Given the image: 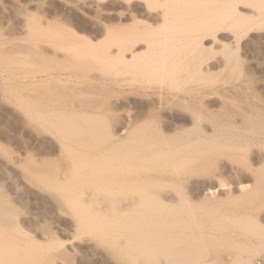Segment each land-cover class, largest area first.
<instances>
[{"label":"rangeland","instance_id":"rangeland-1","mask_svg":"<svg viewBox=\"0 0 264 264\" xmlns=\"http://www.w3.org/2000/svg\"><path fill=\"white\" fill-rule=\"evenodd\" d=\"M221 1L222 0L220 1L215 0V3L225 4V2L226 3L230 2V0L229 1L223 0V2ZM243 1L245 2L244 5L242 2L243 6L241 5V3H238L240 5H236V6L234 5L235 6V9L233 10L234 12L232 11V13L230 14L228 13L221 14L222 17L223 15L224 17L228 16L227 20L225 19L226 21L222 18L226 22L224 24L227 25L226 26L227 29L226 27L223 26L224 32L223 34H221V36H226L229 41L226 39L227 41L224 40V44L223 42L221 43L218 42V44L217 43L212 44L211 48L206 49V53L204 52V54L194 59V64H192L193 63L192 58H189L191 56L187 55L183 57V59L187 57L191 59L192 61L191 60L189 61L190 63L192 62L191 63L192 66H189L190 65L189 63H188L189 65L185 64V60L183 61L184 63L181 64L180 66V62H179L180 60H178L177 63L179 62V64L175 62L176 65L172 63V65L174 66L169 67V65L171 64L168 63L169 65L168 66L165 65L166 68L164 69L163 68L165 67L164 64H167V62L165 61L162 64L163 67H160L161 66L160 63L162 62L158 60L159 59L158 56L154 61L159 62V64L155 62V64L151 65L153 69L150 70V73L148 72V74L147 71L149 70L148 68H145L144 63L142 62L145 61L147 62L148 60L147 59L145 60V58L149 59L151 55L148 54L145 55L146 54L145 53L144 56L146 57L144 58L143 56L142 61L138 59L140 62L138 60L135 62V65L139 64V66L137 65L140 68L139 70L142 69L141 68L142 64L144 65L145 71L144 69L142 70L144 73H146L145 75L142 72V70L140 72L137 69L138 67L135 68L134 63L133 65H131V67L133 66L134 69L130 67L131 69L128 68L129 70L126 71L123 69L121 70V68L123 67H121V64L117 60V58L119 59V57H116L117 54H115L114 51L111 52V50L115 48L114 47L115 45L111 44L110 42H112L114 38L116 40V38L119 37V35L117 36V32L119 31L118 29L121 28L124 29L126 27H129V25H137V26L139 25L138 27H143L146 24V22L143 21L144 19L142 18V16L145 15V13L143 14V12L155 14V12L158 13L159 11H162L161 9H165V8L169 10H174L179 8V6H177L179 4H174L173 2H172L173 4H171L170 1H167L170 3L168 4L167 2L165 3V0L164 1L156 0L155 2L153 1L152 3L151 1L143 0V2L141 1L142 3L140 5L142 7L138 8L140 9V11L141 10L143 11H141L139 15L136 14L138 15V18L134 16L132 17L133 19L132 20L131 15H129L130 18L129 17L127 18L131 20H128L126 22L124 21V19L127 18H125L124 16H127L128 13H126L125 11V13L123 14L122 12H124V10H121L120 7L123 4V2H125L124 0H0V99H1L0 100V164H1L0 166L1 168H4L5 171L7 170L6 171L7 175L10 174L7 177L5 176L6 174L4 175L3 173L5 172L4 169H2L3 172H1L0 170V199H2L0 200V202H3L2 204H4V207L1 203L0 205L3 207V209L5 208L7 211V213L5 211V219L8 218V221L5 220L6 221L5 222L6 224L4 223L5 225H3V223L1 225L0 223L1 225L0 227L3 228V229L0 228V230L1 231L4 230V233L8 235H12V236L14 235L15 236V237L13 236L14 238L19 237V234L17 235V233L21 231L23 236V238L21 239L26 240V242L30 246H33L34 248L37 249H41L40 251H42L43 254L47 252L44 255L52 254L51 252H53L51 248L49 249V246L51 247L50 245L51 243H49L52 241L51 238L54 241L56 240L60 241L57 243H62L60 245L63 247L64 249L63 252L66 253L67 257H64L65 258L64 259L63 257H60L59 254H55L54 256L51 257L52 264H69V263L70 264H142L141 262L145 264V262L146 263L150 262L149 258L144 256L141 257V255H139L138 253H135L134 255L133 251L135 252L134 249L135 247L130 249L128 247H130L131 244H134L135 241L138 244L140 240L141 242H143L144 240H148V241L151 239L156 240V238L158 239V236L159 239H162V236L163 238L164 236H171L169 234H171L173 231L175 233L173 232L172 236H175L174 234L178 235V232H180V234L191 233L194 235L202 234V236H204L203 232L204 233L206 232L209 237L210 236L214 237V235L215 237L220 236V238L218 237V240L221 238L228 240L229 238V240H231L233 243L228 240L229 242H227V244H229V246L227 244L225 246L226 248L225 247L223 248L222 246V249H224V251H227L228 247L231 250H233L234 248V251L232 252L228 251L229 252L228 261L230 260V257L236 256V257H241V259L242 257L244 259L245 257L246 259L248 258V260H246L247 261L246 264H264V184H263L264 183V141H263L264 135L257 134L260 132L257 131L256 125L254 123L248 122L247 124L248 128L246 127V124H241V119L242 121H244L243 118L246 117L248 118L254 117V119L255 116L256 119L257 117L258 119H262L261 117H264V24H258L262 20L261 18H264L262 17V15L264 16V0H254V2H252V0L248 2H246L245 0ZM97 2L100 3L101 5L100 8L99 6L94 7V5ZM215 3L213 2L212 4L216 5ZM187 6L190 7V3H187ZM116 9L119 12H117ZM166 9L165 11H167ZM173 12L176 11L175 10L171 11L170 14H174ZM214 13L217 14L216 11ZM134 18L137 20V22ZM239 18L245 20L244 23L246 22L251 24V25L246 24V26L248 25L250 29H252L248 31L247 34L245 33L246 31H241L242 33L241 34L239 29L234 28L235 26L234 27L232 26L231 23L234 21L233 19L239 20ZM183 20H185V18ZM173 21H175L174 24H172ZM173 21H171L169 25L172 24L171 27L174 30L167 24V26L165 27L166 28L165 36L177 37L176 38L177 42L176 43L170 42L169 44L168 43L165 44V48H168L166 47V45H169L171 47V49L170 50L168 49L169 51L166 50L165 53L172 52L171 51L172 45H174V49L175 47L177 48L182 47L180 44H182L183 47H185V45L188 46L191 41L188 38L197 35L196 34L197 32L185 33L186 31L189 30V27L191 28L190 24L185 25V27L188 26L186 28L188 30L186 31L181 30L184 28V24L187 22L184 21L179 22V20L176 21V19ZM86 22L87 24H85ZM260 23H264V21ZM81 24H84V27L86 26L87 30L86 28H84L85 30H83L82 28L83 25ZM90 24L91 25L99 24L98 26L100 27L103 26L101 28L106 29V34L104 33V35H102L101 37L94 35L93 34L94 30L91 29L93 28L92 27L93 25L91 26ZM255 24L257 25L256 27L253 26ZM89 25L91 28L89 27ZM181 25H183L182 28H180ZM258 25L259 26L263 25L262 26L263 28L261 26L260 28H257L259 27ZM88 27L90 28V30L88 29ZM117 27L118 29H116ZM153 27L149 32L146 31L144 35L145 36L144 38H146V40L148 41L149 39H151L150 41L152 43L155 41V39H158L155 37L158 36L156 34L158 33L156 27L155 26ZM163 27L161 29H163ZM168 27L171 28L170 32H167L169 31ZM161 29H159L158 31L161 32L160 31ZM245 29L246 28H244L243 30ZM175 30L178 31L175 32ZM115 31L117 32L115 33ZM173 31L174 33L172 34ZM177 32L178 34H175ZM183 32L185 33L184 35L182 34ZM161 33H159L160 34L158 36L159 38H162L164 36L163 33L162 34ZM166 33H168V35H166ZM170 33L173 36H171ZM85 38H87L90 43H88L87 39ZM184 38L186 41L185 40L183 41ZM225 41L228 44H226ZM207 42L208 41H206V43ZM165 48L163 50H165ZM37 53L38 55H41L42 58L47 57L48 60L47 59L43 60L41 58L38 59L39 57L35 55L37 57L36 58L34 54ZM63 56L65 60L62 59ZM65 57H67V59L70 57V59L72 60L76 59L84 66H82V64L77 63L75 61L74 62L77 63V65L72 64L70 59L66 61ZM183 59L181 58V63ZM151 60L152 58H150L148 62H150ZM187 61L188 60H186V62ZM67 62H69V64ZM79 64L81 67H79ZM74 65L78 66L79 68L76 69L75 67H73ZM153 66L154 67L157 66L158 69L159 67L163 68V70L162 69H159V71H157L158 69L155 70L158 72L156 74L154 72V69L156 68H154ZM199 66L200 69H202V72L198 73L195 71L196 70L195 68L197 67L198 69ZM201 66L202 67L205 66V69H203ZM148 67L150 68V66ZM206 67L210 71L208 69L206 70ZM122 71H125L127 73H124ZM194 71L196 74L194 73ZM15 75H17L16 77L18 79H15L14 77ZM57 75L61 76V77L59 76L58 78L59 80L56 79L58 77ZM52 76L55 80H53ZM22 77L23 78L26 77L28 78V80L30 79V82L24 83V81H21L23 80ZM32 78L34 81H32ZM47 79H49V81L51 80L52 81L47 82ZM37 80L38 81L41 80L43 84L46 83V86L47 88H49L48 90H50V92L49 91L47 92L45 89V91L47 92L45 93L44 90L42 89L43 94H41L39 92L40 88L38 87L37 89L39 91L34 90L36 88L35 84L38 82ZM56 80H58V82H56ZM66 80L68 82H72L73 84L74 83L78 84L77 87L75 86V88H71L69 85L70 83L67 84L69 85L68 87L66 84L63 85V82L67 83ZM41 81L40 83H42ZM61 81L63 82L61 83ZM100 81L106 84L103 85L102 87L97 88V90L96 89L92 90L94 91V93H90L91 91H88L89 89L88 86L86 91V88L84 87L85 85L84 83H87L86 85H90V82L94 83ZM40 83L38 85L39 87L41 88H43V86L45 87V85L40 86ZM58 84L59 86L61 85V87L64 89V90L60 89V91L61 90L65 91V93L63 92L60 93L59 92L60 87L58 88V86L56 88V91L58 89L57 93L54 92L55 90L54 85L56 86ZM33 85L35 86V88ZM128 85H131L132 87L131 86L128 87ZM65 89L70 93L66 92ZM83 89L85 90L81 91ZM72 90L73 91L76 90L77 92L75 93L76 94L79 93V94L73 95V92L71 94ZM35 91H38L40 94L39 95H37L38 93L35 94L36 93ZM52 92L55 94H53V97L52 94H50L51 97H49V99L51 100L53 99V101L40 98ZM34 94L37 96H35ZM58 94H62L61 99H59L60 95ZM54 95L55 96L58 95V96L54 97ZM22 98L24 99H23V103L21 104L20 102H22ZM29 99L32 101L34 100V102H30ZM54 99L58 100L57 102L61 100L60 103H58L59 105L54 103L55 101ZM87 99H89L90 101ZM25 100L26 101L29 100L27 102L33 104V105L30 104V106H35L34 109L31 107L34 111L28 107L29 105L25 107V103H24L26 102ZM35 101L37 102L40 101V103L38 102L40 105H38V103ZM214 101L217 104L216 103L214 104ZM34 103H36V105H34ZM208 103H213V106H209ZM17 104H19L21 107L24 108H20V106ZM61 104H63V106ZM89 104H91L90 106L94 105L95 107L94 106H93L94 108L90 107ZM41 106L44 107L43 110L45 109V112H42L41 110L40 112L39 109H36L38 107L40 108ZM45 106L49 109L53 107V111L54 112L58 111V114L59 112H64L62 113L64 115L69 114V112L73 113L79 111H85V112L94 111L96 115H98L96 116L98 120L97 122H100L101 124L100 127H98L99 125L96 124V128L99 129L101 128L100 130L102 131L99 130L100 131L99 134H101L102 140L103 141L105 140L104 143L100 144L101 142H103L102 140H100L101 139L100 138L99 139L100 141L98 140V142L100 143L96 144L97 140L94 139V136L91 138V140L92 141L95 140L96 142L95 143L93 142L92 145L88 144L85 141L75 144V142H80V140L74 141L73 139L72 142V139L63 138L57 129H55L54 127L52 129V126L46 124V121L44 122L42 119L41 120L38 119V118H42V117H38V115H40L39 113H41L40 116H43L48 111L53 113L52 109L50 110L47 109L46 112ZM141 111L142 112L144 111L142 115H141L142 113ZM220 111L224 112L223 114L226 115L227 117L223 118L222 113H220ZM33 112H35L38 115H36ZM214 112L216 113L219 112V114H221V118L219 117L218 119L217 114L215 113L216 115H214ZM210 113L213 114L212 117L210 116L211 115ZM257 113H259L260 115ZM136 114L141 115V118H139L140 116L136 117ZM12 116L14 119L12 118ZM228 116L230 117L232 116L231 119ZM174 117H179V118L181 117V118L180 120H178L179 118L174 119ZM182 117L184 118L187 117L185 119L186 120L185 122H183L184 120L182 119ZM215 117H217L218 120L222 119L223 121H225L226 118L227 119L229 118L231 124L236 123V126L239 124L238 128H236L237 131L235 129L233 130L232 128L233 125L230 126L229 129V125L224 124L226 121L223 124L219 123ZM15 120H20V121L22 120L23 121V123H21L22 125L20 124V127H18L19 124L15 123L17 122ZM210 120L212 122H215L214 123L215 125L216 124L217 126L219 125V127H215L214 124H212L214 126L213 127L211 125L212 122ZM222 120L221 122H223ZM20 121L18 122L20 123ZM180 121H182L181 123H183V125L180 123ZM191 121H192V125L194 121L193 126L195 127H192L190 123ZM187 122H189V124ZM179 123L182 125V127H184L183 129L181 126H179L180 128L177 126ZM184 123L185 125L187 123V128L189 131L195 128L196 131L205 133L202 135L208 137L212 136V134L213 135L218 133L230 134L233 132L236 135H239L241 137L245 136V138L246 137L247 138L246 139L239 138L241 139L239 140L237 139V137H233L232 139L231 136H228L229 138L227 136L225 138L224 136L225 139H223V136H219L217 140L215 139L211 140L210 143H208L209 146L208 144L197 145L191 141V143L189 142L190 144L188 143L190 147H188V145L186 144L187 148H189L188 150L186 147L184 149L183 147L182 149H179L180 144L181 146H183L182 143L184 140L182 141V139L180 138H178L177 140H173V138L178 137L177 136L179 135L178 131L187 130L185 129L186 127L184 126ZM136 125L137 127H135ZM165 125H167V127ZM190 125L192 129H190L191 127L189 128ZM103 126H105V128ZM211 126L213 128H211ZM224 126H228V129L226 127L224 128ZM164 127L171 131L167 132L166 131L167 129H165ZM142 128H143L142 131L143 134L141 135L139 133L141 136H139L140 141H138L139 140L137 138L138 134H135L137 133L135 132V130L136 131L138 130V132H140ZM133 129L135 133L134 136L131 135L133 137L132 138L131 136L128 135ZM153 129L155 131L160 129L161 132L159 131L157 132H159L160 135L164 133L162 136L165 137L166 141L160 142L161 139L158 138L159 133L153 132L154 131ZM203 129H206L208 131ZM238 129L240 130L238 131ZM123 130L125 131L123 132ZM126 133L128 134L126 135ZM146 134H148V137ZM96 135L98 136V138L100 137V135L95 134V138L97 137ZM127 136L129 137V139H127L128 138ZM193 136L189 135L188 136L189 138L187 137V139L193 140L194 139ZM148 138L151 139L153 142H151L150 140L149 143ZM119 139L121 140L123 139V140L121 141ZM229 139L231 140L229 141ZM134 140L140 143L137 142L136 144H134L135 142ZM118 141L121 142V144L124 143L125 145L123 144V146H121L122 148H120L121 144ZM142 141H145V143H143ZM180 141L182 143L179 144ZM141 142L143 143V145L149 143L150 145L156 144V146L155 145L151 146L152 148L150 147V149L144 152L141 151L142 149H138V153H137L135 152L137 151L136 145H138V147L139 145L142 146ZM82 143L84 144L82 145ZM118 143L119 146L117 145ZM166 143H167V148L170 149L173 147V146L171 147L172 144L174 146L175 145L177 146L179 144V147L177 148H175L176 146L174 147L176 150L179 149L178 150L180 151L179 155H177L178 154L177 151H175L177 152L175 154L172 153L170 149H167L166 146L164 147L162 146ZM185 143H187V140L184 141V145ZM85 144H86V148L84 149ZM112 145L113 146L117 145L118 148L121 149L122 151L125 149L126 150L123 153L121 152V150L117 148L118 150L117 151L115 150V154L118 155L120 154L119 156L112 155L114 153L112 151L110 153V150H109L110 154H108L107 151L108 149L112 148ZM130 145L136 147V148L133 147L135 152V154H133L134 158L136 157L139 158L140 156L144 158V156L148 155L146 156L145 161L143 160L141 161L142 166L140 162L141 157L140 159L138 158L135 159V160L138 159L140 162L139 163L140 166L143 167V168L140 167V169H138L140 171H138L137 169L135 171V167L137 168L139 165L138 162L136 161L137 162L136 163L134 158L132 157L133 149L131 148L132 146L130 147ZM40 146L42 149L40 148ZM199 146L201 147L206 146V148L208 149L200 148L201 151L203 149L207 151L204 152L203 150V152H200L202 154H199V152L196 151L197 147L199 149ZM66 147L72 150L70 151V149ZM129 147L132 150H130ZM47 148L53 150V153L52 151L49 152ZM165 148L169 150L167 151V153L170 152V154L172 155L173 158L172 157L171 158L173 160L171 161H173L172 163L175 162L174 163L175 165H176V160L178 159L180 160L182 155L187 154L189 150L190 152L196 151V153H198V154H194V156L197 159L195 161H191L192 163L190 162V160H186L183 163L180 161L181 166H179L180 168L177 166L178 168H176L175 171V168L172 167L170 163L171 161L165 162L166 163L165 165L164 159L162 160L163 163H161L162 161L159 162L160 159L158 161L156 160L157 163H155L156 161L154 162L153 160L156 159L157 156H159L158 155L160 153L159 151H161L162 152L161 154H163L164 156V153H166ZM174 148H173V152L175 150ZM209 148H213L214 150L211 149L213 151H210ZM128 149L130 150V152L128 151ZM67 150H69V152ZM183 150H186V152ZM140 151L144 155H142ZM44 152H46L47 155L46 153L44 155ZM126 152L128 154H126ZM149 152H151V154H147ZM87 154L90 157L92 156L93 160L96 159V162L98 161L97 164L100 165V166L98 165L99 168L101 167V169H103V164L105 167H107L105 168V170L103 169L104 171L102 170V172H104L103 173L104 175L101 173L103 176H105L106 171L111 172L110 168L112 166L113 168H115L114 170H117L116 169L117 167L118 171H119V167L120 168L123 167L119 172H123L122 171L123 169L126 171L125 168L127 162L129 163L131 162L130 165L128 166H131L132 164H136V166L133 167L134 166L133 165L130 168L127 167V172H126L127 174H124L123 172L122 176L124 175L128 180H125V177L124 176L122 177L120 175L121 173L119 172L117 175L120 176L113 177V175L116 174V171H114L115 173L112 171L113 172V173L111 172L112 175H110V173L108 172L110 176L107 173L106 176L108 177L112 176V178L117 179L119 182L114 179L113 180L110 178L107 179L108 177L106 178V176L104 178H106L107 180L105 179L103 180V176H101L100 173L96 172V170L99 168L95 167L94 165H93L94 168L91 167V165L93 164L91 163L92 159L90 157L88 158ZM100 154L101 156L99 158ZM173 154H175V156ZM93 155H95V157ZM127 155H129L128 157L130 159L127 157ZM107 156H108V160H106ZM163 156L159 158H163ZM101 157L102 160H100L99 162V160L97 159L98 158L101 159ZM116 157H118L117 158L118 160L116 159ZM147 157H149V161L151 159L155 164H153L152 161L148 162ZM204 157L206 158L212 157V158L211 160L209 159L210 161L205 159L207 162L204 163L205 161ZM27 159L28 162L29 161L31 162L29 163L30 165L28 163H25ZM86 159H89L90 163L84 162L87 161ZM179 160L177 161V163L179 162ZM200 160H202V163L200 162ZM146 161L147 164H145ZM79 162H81V164L86 163V165L87 163H89L86 167L84 166V164L82 166H84L87 169L88 168L90 169L86 171L83 167L81 171L78 170L81 167V164ZM123 162L124 164L126 163L125 166H123L124 164H121ZM186 162L188 163L187 166L185 164ZM151 163L152 165H150ZM160 163L163 165H160V167L158 168ZM167 163H169L170 165ZM31 164H33L34 167ZM196 164L198 165V167H195ZM154 165L157 167H155ZM167 165L172 167L174 171L172 170V168H168ZM40 166H42V168ZM144 166L146 169L144 168ZM151 167H153L154 169L152 168L153 169L152 170ZM33 168H36V170L37 169L38 170L36 171ZM76 168L78 172L80 171L83 172L84 174L80 172L79 173L77 172L76 174ZM95 168L97 169L95 170ZM41 169L42 171H40ZM45 169L48 171L47 172L48 174L54 176V178L57 179V181L59 180L58 181L59 183L54 181L55 179L53 177L49 178L48 176L46 177L45 175H44L45 177H42ZM128 169L131 171H129ZM143 170L145 171L142 172ZM149 170L150 172H148ZM39 171L40 173L38 175L37 173ZM132 171H134V173ZM252 171L255 174H253ZM92 172L93 173L95 172V174L93 175ZM174 173L177 174L178 178H175L176 176ZM86 174H88L89 177ZM156 174L162 175L158 180H154V183L157 185H158L157 183L158 181L159 182L162 181L168 182L169 180L171 181L168 183L164 182V184L161 183L160 186H158L157 188H156L157 185L155 186L153 183V185L155 186V188H152L153 190L146 189L145 186L143 185L145 182H143L142 178L148 176L153 177V175ZM216 174L218 176H216ZM219 174L221 175L219 176ZM60 176L63 177L62 180ZM131 176H133L132 178L133 180L130 179ZM134 177L136 178V180ZM243 177L246 178L244 179ZM215 178L217 179L221 178L222 183L224 180L223 184H225V188L227 185H230L227 187L228 189L224 188V190H221L220 188V190L218 191L219 189L218 184L219 183L221 184V182H219L218 184L216 183L214 186V182H216ZM120 179L123 180V183H125V185H123ZM219 179L218 181L221 180ZM46 180L48 181V183ZM129 180L131 182L134 181L135 182L131 184V182H128ZM139 180L142 181L139 182ZM211 180H214V182H211ZM183 181L184 182L187 181L185 183L186 185H183L184 183ZM50 182L52 183L50 184ZM201 182H203V185H205L206 182V185L208 186L209 184V187L205 186L204 188ZM245 182H247V185L249 183L250 186L243 184ZM54 183L57 186L54 185ZM128 183H130L131 186L130 184L128 186ZM195 183L196 184L200 183V184L196 185ZM240 183L242 184V186L240 185ZM58 184H61L60 187L66 186L67 189L63 187L61 189H58L59 188ZM120 184H122V186H120ZM188 184L191 187L192 185L193 187H195L194 185H196V187L197 188L199 187V189L197 190V188L195 187L196 190L195 189L192 190L193 187L191 188ZM211 185L214 186V188L213 187L211 188ZM216 185L218 186L216 187ZM240 186L242 187V189L239 188ZM243 186L245 188H243ZM187 187L190 189H187ZM131 188L133 190L134 188L136 190L141 188V191L144 190L143 193L149 194L150 197L152 195H155L153 196L155 197V199L154 198L153 199L156 200V203L153 199L151 200L150 197L145 198L144 196H142L145 198L142 199L144 201L147 200L148 203L151 200L153 206L152 204H148V205L146 204L147 205V206L145 205L146 207L141 206L140 204L142 203V201L140 200L141 201L140 204L137 202L138 205H136L135 203L136 207L140 205L138 207L139 209L136 208L135 205L133 204L134 202L131 201V199H134V201L139 200L141 199L140 196L143 195V193L140 194L139 190L135 193L134 192L132 193ZM207 188L217 189V191L220 193L217 192L218 193V194L216 193L217 196L216 194H214L205 197L204 192L206 191ZM201 189L205 191L204 192L200 191ZM146 190L147 192H145ZM188 190H192V192L193 191L196 192L192 193L191 191L188 192ZM197 191L199 192V194ZM70 192L71 194H69ZM244 192L246 193V195L249 192L248 194H250V196L247 195L248 197H246L244 195L245 194ZM195 193H197V195L199 196L194 195ZM205 193H207V191ZM136 194H140L139 198ZM159 194L160 196L162 194V196H165L166 199L168 198L170 200L171 198L174 200L176 197V199L179 200L177 201L178 204H174L176 202L175 200L173 203L169 200H165V198L163 200V197L162 198L159 197ZM163 194H166L168 196L170 194L171 195L170 197H166V195ZM172 195H174L175 197H173ZM190 195L192 196L190 197ZM202 195H204V197ZM70 196H72V199L74 198V200L77 199L78 200L77 202L82 203V204L79 203L77 204L81 205V207L84 206L83 207L84 209H81L79 208L80 206H78L75 208L74 211L75 205L74 206L72 205L74 203H71V206H73V208L70 206V204H68L70 202L69 201V199L71 198ZM65 198H67L69 202ZM204 199L205 201H203ZM213 199L216 201H214ZM161 200L163 201V204ZM206 200H212V202L210 201L206 202ZM144 201H143V205H144ZM130 202L133 203L129 204ZM128 204L130 205V207ZM162 205H166L168 211L170 210L169 213L171 212L172 217L170 216L171 214L169 213L168 216H166V213L168 212L167 208L164 207L166 208L164 209ZM176 207L178 212H176ZM77 208L84 210L83 212L81 211L82 214L81 213L78 214L79 212L76 213ZM143 208L146 209L144 210ZM169 208H173V209L171 210ZM148 209H149V213H148ZM159 210L161 212H159ZM193 210L195 211L194 213H196L193 214L195 215L194 217L196 218L193 217L195 222L192 221V223L194 224L191 223L192 224L191 225L189 224L190 220L188 221V219L191 220L193 219L192 218L193 215L191 214V212L193 213ZM130 211L132 212L134 211V212L132 213ZM153 213L154 215L161 213L162 214L158 215L157 217L156 216L153 217ZM149 214L150 216H148ZM198 214L201 215V216L199 215L200 219L198 218V216H196ZM174 215L176 216V218H174L175 217ZM151 216L153 218H151ZM134 217H136L137 221H135ZM159 217L161 218L159 219ZM129 218L131 222L129 221ZM162 218L163 219L166 218V219L163 220ZM171 218H174V221ZM184 219H186L187 222L184 221ZM143 220H145L146 223L149 222L148 228L146 226V223L142 222ZM158 220L161 221L160 225L158 224L159 223ZM100 221H102L103 224L99 223ZM139 221L142 223H139ZM182 221L185 222V224ZM165 223L166 224L169 223V224L166 225ZM186 223H188L189 225L187 224V226H185ZM130 225L131 227H129ZM215 225L216 226L219 225L218 230L215 227ZM144 226H146V228H144ZM212 226H214L215 228ZM221 226L223 227L220 230ZM243 226L244 229H242ZM195 227H197L198 231L201 232L198 233L196 230L197 228ZM131 229H135V230L131 231ZM160 229L163 230L164 232L161 231ZM127 230L129 231L128 233ZM145 230L146 231L148 230V232L153 231L154 234L153 233H152L153 235L143 234L145 233L144 232ZM169 230L171 233L169 232ZM215 230L217 231V233L215 232ZM255 231H257L259 234ZM137 233L138 234L142 233V234L138 235ZM161 233H165V234L169 233V234L163 235ZM210 233H213L214 235L213 234L211 235ZM50 234L51 235L53 234L52 235L53 237ZM255 234L258 235L254 236ZM131 235L132 237H134L135 235L137 236L131 238L130 237ZM154 235L155 237H153ZM115 238H117V240H115ZM124 239H126L125 240L126 243L124 242L117 243L119 240L124 241ZM235 242L237 243V245L234 244ZM18 244L22 245V242L20 241ZM126 244L129 245L127 246ZM223 244L225 245L224 242ZM233 244L235 245V247ZM121 245L124 248H122ZM61 246L59 250L62 251L63 249L61 248ZM236 247L239 250H235ZM253 247L255 248V250H251L253 249ZM244 249H246L247 253L246 251H244ZM125 250L129 252L128 253L129 257L128 256L126 257L127 252ZM249 251H250L249 253L250 255L248 254ZM245 253L248 255H246ZM130 255L134 256L135 259H130ZM136 255H139L140 257ZM155 259L157 261H154V264L155 263L162 264V262L160 263V259L161 261L163 260L161 256H156Z\"/></svg>","mask_w":264,"mask_h":264},{"label":"bare ground","instance_id":"bare-ground-1","mask_svg":"<svg viewBox=\"0 0 264 264\" xmlns=\"http://www.w3.org/2000/svg\"><path fill=\"white\" fill-rule=\"evenodd\" d=\"M125 2H123V4L120 6L121 7V10H124V12H122L123 14L125 13V11H126V13H128L127 14V16H124L125 18H127V17H129L130 18V16L129 15H131V19H132V17H136V18H138V15H139V13L141 12V11H143V10H141L140 11V9H138L139 7L141 8L142 6H140L141 5V3L143 2V0H124ZM142 1V2H141ZM147 1H151V3L154 1H156V0H147ZM164 1V0H163ZM167 1H170L171 2V4H179V5H177V6H179V8L178 9H174L176 12H173L174 14H170L171 13V11H174V10H169V9H166L167 11H165V9H161L162 11H159L158 13L157 12H155V14H150V13H146V12H143V14L145 13V15L144 16H142V18L144 19H142L143 21H145L146 22V24L143 26V27H138L137 25H129V27H126V28H121V29H118V27L116 28V29H118L119 31L117 32V31H115V33L117 32V36L119 35V37H117L116 38V40H115V38L113 39V40H115V41H113L112 40V42H110L111 44H114L115 46V48L113 49V50H111V52H113L114 51V53L115 54H117V56L116 57H119V59L117 58V60H118V62L121 64V67H123V68H121V70L123 69V70H129V69H131V68H133V66L131 67V65H133V63H134V65H135V62L139 59V60H143V56H144V54L145 55H151V57H149V59L148 58H145L146 56H144V58H145V60L147 59L148 61L150 60V58H152V60L150 61V62H142V63H144V65H145V68H148V70L149 71H147V74H148V72L150 73V70H152L153 68L151 67V65H153V64H155V62L156 61H154L158 56H159V61L160 62H162V63H160V67H163L162 66V64L166 61L167 62V64H164V66L166 65V66H168L169 64H171V65H169V67L171 66H174V65H176V63H177V61L178 60H180L179 62H180V66H181V64H183L184 62V60H185V64H188L189 66H192V64H194V59L196 58V57H198V56H200V55H202V54H204V52L206 53V49H208V48H211L212 47V44H215V43H217L218 44V42L219 43H221V42H223V44H224V40H226L227 39V37L226 36H221V34H223V30H224V27H226L227 25L226 24H224V23H226L225 21L227 20V17L228 16H225L224 17V15H223V17L221 16V14H226V13H228V14H230V13H232V11L235 9V6L236 5H240V4H238V3H241V5H242V2H243V5L245 4V2L243 1V0H230V2H228V3H226L225 1V4L224 3H220V4H216L215 3V0L213 1V0H165V3L167 2ZM216 4V5H213L212 3L213 2ZM218 1H220V0H218ZM229 1V0H228ZM246 2H248V1H250V0H245ZM158 2V1H157ZM173 2V3H172ZM221 2H223V0L221 1ZM252 2H254V0H252ZM168 4H170L169 2H167ZM187 3H190V7H188L187 6ZM191 4H193V5H191ZM235 5V6H234ZM242 5V6H243ZM97 6H99V8L101 7V5H100V3L99 2H97L95 5H94V7H97ZM191 6H193V7H191ZM241 6V7H242ZM103 7V6H102ZM173 7V6H172ZM171 8V7H170ZM193 8V9H192ZM238 8V7H237ZM102 9V8H101ZM104 9H105V7H104ZM172 9V8H171ZM168 10H169V12H168ZM178 10V11H177ZM217 12V14L216 13H214L215 11ZM116 11H117V9H116ZM117 12H119V11H117ZM223 12H225V13H223ZM234 12V11H233ZM136 14H138V15H136ZM213 14H215V15H213ZM262 14V13H261ZM253 15V14H252ZM216 16H217V18H216ZM259 16H261V15H259ZM262 17H264L263 15H262ZM129 18H127V19H124V21H128V20H131V19H129ZM185 18V20H183ZM225 20H223V19ZM242 18V17H241ZM241 18H239V20H237V19H233L234 21L231 23L232 24V26L234 27V28H237V29H239V31H240V33H241V31H246L245 33L247 34V32L248 31H250V30H252V29H250V27L247 25L246 26V24H250V23H244V21L245 20H243V19H241ZM259 18V17H258ZM119 19V18H118ZM135 19V18H134ZM176 19V21H178L179 20V22H181V21H184V22H187V23H185L184 24V28L183 29H181V30H184V31H186V30H188V29H186L187 27H185V25L186 24H190L191 25V28L189 27V30L188 31H186L185 33H189V32H197L196 34V36H193V37H190V38H188V39H190L191 41H190V43H189V41H188V43H189V45L188 46H186L185 45V47H183V45L182 44H180L182 47H179V48H177V47H175V49H174V45H172V52H168V53H165V51L166 50H170L171 49V47L169 46V45H166V47H168V48H165V44H169L170 42L171 43H173V42H177L176 41V38L177 37H168V36H165V30H166V26H167V24L169 25V23H171V21H173V20H175ZM241 19V20H240ZM257 19V18H256ZM262 20L260 21V22H263L264 21V18H261ZM117 20V19H116ZM133 20V19H132ZM136 20V19H135ZM120 21V20H119ZM122 21V20H121ZM258 21V22H259ZM117 22V21H116ZM133 22V21H132ZM136 22H137V20H136ZM174 22L175 21H173V23L172 24H174ZM229 22H231V21H229ZM228 22V23H229ZM247 22H248V20H247ZM258 23V24H264V23ZM143 23V22H142ZM177 23V22H176ZM85 24H87V22L85 23ZM172 24H170L169 26L171 27V25ZM181 24V23H180ZM230 24V25H231ZM253 24V23H252ZM257 24V23H256ZM253 25V26H257V25ZM81 25H83L82 26V28H83V30H85L84 28H86V26L84 27V24H81ZM91 25V24H90ZM90 25H89V27H90ZM93 25V26H92ZM91 26L93 27V28H91V29H93L94 30V35H97L98 37H101L102 35H104V33L106 34V29L104 30L103 28H101V27H103V26H98L99 24H92ZM140 25H143V24H140ZM160 26V28H159V26ZM178 25V24H177ZM251 25V24H250ZM153 26H155L156 27V30H157V32L158 33H156L158 36L160 35L159 33H163V35H161V36H163L162 38H159L158 36H155L156 38H158V39H155V41L152 43L150 40L151 39H149V41H150V43H149V41L148 40H146V38H144L145 36V33H146V31L147 32H149L150 30H151V28L153 27ZM158 26V27H157ZM163 27V29H161L162 27ZM174 26V25H173ZM179 26V25H178ZM224 26V27H223ZM259 26V25H258ZM261 26V25H260ZM260 26L259 27H257V28H260ZM263 26V25H262ZM261 26V27H262ZM88 27V29L90 30V28ZM170 27H168V29H169V31H167V32H170V30H171V28ZM183 27V25H181V27L180 28H182ZM154 28V27H153ZM244 28H246L245 30H243ZM253 28V27H252ZM263 28V27H262ZM155 29V28H154ZM153 29V30H154ZM159 29H161L160 31L161 32H159L158 30ZM167 29V30H168ZM173 29V28H172ZM175 29H176V27H175ZM178 29V28H177ZM226 29H227V27H226ZM256 29V28H255ZM86 30H87V28H86ZM88 30V31H89ZM92 30V31H93ZM174 30V29H173ZM236 30V29H235ZM164 31V32H163ZM176 31H178V30H175V32ZM238 31V32H239ZM237 32V33H238ZM92 33V32H91ZM161 33V34H162ZM174 33V31L172 32V34ZM184 32L182 33L183 35L185 34ZM244 33V34H245ZM155 34V35H156ZM171 34V33H170ZM171 34V36H173ZM175 34H178V32L177 33H175ZM181 34V35H182ZM194 34V33H193ZM242 34V33H241ZM65 35V34H64ZM166 35H168V33H166ZM42 36V35H41ZM147 36V35H146ZM181 37V36H180ZM188 37H189V35H188ZM65 38V37H64ZM68 38V37H67ZM85 39H87V38H85ZM180 39V38H179ZM178 39V40H179ZM186 39H187V37H186ZM73 40V39H72ZM99 40V39H98ZM154 40V39H153ZM185 40V38L183 39V41ZM228 40V39H227ZM226 40V41H227ZM231 40V39H230ZM186 41V40H185ZM206 41H208L207 43H206ZM225 41V42H226ZM229 41V40H228ZM87 42L88 43H90L89 41H88V39H87ZM205 42V43H204ZM91 43H92V41H91ZM174 43V44H175ZM179 43V42H178ZM226 44H228L227 42H226ZM164 47L165 48V50H163L164 48H162V47ZM176 46V45H175ZM222 46V45H221ZM223 46H226V45H223ZM93 48V47H92ZM107 48V47H106ZM177 48V49H176ZM87 50H89V49H87ZM168 50V51H169ZM34 52H36V51H34ZM91 52V51H90ZM143 52V53H142ZM30 53V52H29ZM86 53V52H85ZM84 53V54H85ZM31 54V53H30ZM38 56L39 58L38 59H43V60H45V59H47L48 60V58L46 57V58H42V56L41 55H38V53L37 54H34V56ZM87 55V54H86ZM187 55H189V56H191V57H189V58H192V60L191 59H189L188 57L187 58H185V59H183V57H185V56H187ZM35 56V57H36ZM154 56H155V58H154ZM32 58H34V57H32ZM37 58V57H36ZM36 58H35V60H36ZM66 58V61H68V59H70V57L67 59V57H65ZM71 58H73V57H71ZM141 58V59H140ZM181 58L183 59L182 60V63H181ZM62 59L63 60H65L64 59V56L62 57ZM79 59H81V58H79ZM46 60V61H47ZM138 60V61H139ZM157 60V61H158ZM170 60V61H169ZM186 60H188L187 62H186ZM189 60H191L192 62V64L190 63V61ZM70 61H71V63L72 64H76L77 65V63H80L78 60H76V59H70ZM77 62V63H75V62ZM87 61V60H86ZM85 61V62H86ZM74 62V63H73ZM140 62V61H139ZM138 62V63H139ZM154 62V63H153ZM176 62V63H175ZM179 62L177 63V64H179ZM68 64H69V62H67ZM119 63H118V65H119ZM147 63H149V64H146ZM156 63H158L159 64V62H156ZM169 63V64H168ZM172 63L174 64V65H172ZM202 63V62H201ZM208 63V62H207ZM71 64V65H72ZM80 64H82V63H80ZM80 64H79V67H81L80 66ZM228 64V63H227ZM230 64V63H229ZM76 65H74L73 67H75L76 69L77 68H79L78 66H76ZM138 66H139V64H137ZM137 65H135V68L136 67H138ZM141 65V64H140ZM144 65L142 64V69H144ZM82 66H84L83 64H82ZM148 66H150V68L148 67ZM166 66L165 67H163L164 69L166 68ZM179 66V65H178ZM179 66V67H180ZM208 66V65H207ZM227 66V65H226ZM225 66V67H226ZM72 67V68H73ZM120 67V66H119ZM131 67V68H130ZM154 67V66H153ZM159 67V69H162L163 70V68H160ZM176 67V66H175ZM202 67V66H201ZM129 68V69H128ZM154 68H156V69H154V72L157 74L158 72L157 71H159V69H158V67L156 66V67H154ZM182 68V67H181ZM180 68V69H181ZM203 69H205V66L204 67H202ZM210 68V67H209ZM120 69V68H119ZM134 69V68H133ZM138 70L140 69L139 67L137 68ZM141 69V70H142ZM158 69V70H157ZM173 69H175V68H173ZM179 69V70H180ZM196 69V70H195ZM194 70L196 71V72H202V69H200V66L198 67V69H197V67L195 68ZM208 68L206 67V70H207ZM141 70H139L140 72H141ZM147 70V69H146ZM155 70H157V71H155ZM209 70V69H208ZM232 70V69H231ZM125 71H122V72H124V73H127V72H125ZM138 71V72H139ZM144 71H145V69H144ZM195 71H194V73H195ZM210 71V70H209ZM119 72H120V70H119ZM142 72H143V70H142ZM208 72V71H207ZM144 73V72H143ZM143 73H141V74H143ZM151 73H153V72H151ZM155 73H153V74H155ZM145 75H146V73H144ZM176 74V73H175ZM188 74V73H187ZM196 74V73H195ZM204 74V73H203ZM194 75V74H193ZM12 76H13V74H12ZM17 75H15L14 77H15V79H18L17 77H16ZM49 76V75H48ZM56 76V75H55ZM58 76V75H57ZM60 76V75H59ZM59 76L56 78V79H58L59 78ZM173 76V75H172ZM61 77V76H60ZM171 77V76H170ZM184 77V76H183ZM185 77H187V76H185ZM34 78V77H33ZM33 78H32V81H34L33 80ZM45 78H47V77H45ZM49 78V77H48ZM52 78H53V76H52ZM52 78H50V79H52ZM14 79V78H13ZM14 79V80H15ZM22 79L23 80H21V81H24V83H28V82H30V79L28 80V78H26V77H22ZM37 79V78H36ZM40 79H42V78H40ZM67 79V78H66ZM46 80V79H45ZM53 80H55L54 78H53ZM59 80V79H58ZM58 80H56V82H58ZM31 81V82H32ZM38 81V80H37ZM40 81L41 80H39L38 82L40 83ZM52 81V80H51ZM51 81H49V79H47V82H51ZM67 81V80H66ZM37 82V83H38ZM42 82V81H41ZM46 82V81H45ZM60 82V81H59ZM63 81H61V83H62ZM37 83L35 84L36 85V88H35V86H34V90H38L37 89V87L38 88H40V93L41 94H43V90H44V92L45 93H47L48 91L50 92V90H48L49 88H47V86H46V83L45 84H43V82L42 83H40V86H42V85H45V87L43 86V88H41V87H39L38 85H39V83H38V85H37ZM53 83V82H52ZM70 83V84H69ZM72 82H68L67 81V83H64L63 82V85L64 84H69L70 85V87L71 88H75V86L77 87V85L78 84H76V83H72ZM32 84V83H31ZM30 84V85H31ZM34 84V83H33ZM56 84V83H55ZM85 85H84V87L86 88V91H87V86L89 87V89H91V90H89L88 89V91H91L90 93H94V91H92V90H94V89H96L97 90V88H99V87H102L103 85H105L104 84V82H102V81H100V82H90V85H86L87 83H84ZM27 85V84H26ZM29 85V84H28ZM50 85H51V83H50ZM65 85V86H66ZM69 85H67V87L69 86ZM80 85V84H79ZM24 86V85H23ZM57 86H58V88H59V92L60 93H65V91H60V89H63L62 87H61V85L59 86V84L58 85H54V92L55 93H57V91H58V89H57V91H56V88H57ZM74 86V87H73ZM120 86V85H119ZM118 86V87H119ZM131 85H128V87H130ZM132 87V86H131ZM109 88V87H108ZM123 88V87H122ZM43 89V90H42ZM45 89H46V91H45ZM79 89V88H78ZM64 90V89H63ZM66 90V89H65ZM80 90V89H79ZM85 89H83V90H81V91H84ZM38 91H35L36 93L35 94H37V95H39L40 93L38 92ZM66 92H68V93H70L69 91H67L66 90ZM72 92H73V95L74 94H76L75 92H77L76 90H72L71 91V94H72ZM79 92V91H78ZM44 93V94H45ZM55 93H49V94H47L46 96H48V97H46V96H42V97H40V98H43V99H47V100H51V99H49V97H51L50 96V94H52V97H53V94H55ZM84 93V92H83ZM87 93V92H86ZM34 94V95H35ZM67 94V93H66ZM77 94H79V93H77ZM76 94V95H77ZM30 95V94H29ZM37 95H35V96H37ZM58 95H60V98L59 99H61V95L62 94H58ZM58 95H54V97H57ZM65 97V96H64ZM73 97V96H72ZM94 97V96H93ZM21 98V97H20ZM19 98V99H20ZM78 98V97H77ZM81 98V97H80ZM23 99L24 98H22V102H20L21 104L23 103ZM71 99V98H70ZM1 100V99H0ZM30 100V99H29ZM29 100H27V101H29ZM45 100H43V101H45ZM55 100V99H54ZM78 100V99H77ZM87 100H89V99H87ZM26 101V100H25ZM26 101V102H27ZM51 101H53V99L51 100ZM56 101V102H55ZM54 101V103H56V104H58V103H60V101L61 100H59V102H57L58 100H55ZM90 101V100H89ZM26 102H24L25 103V107H27L28 105V107L30 108V109H34L35 108V106H30V104L31 105H33L32 103H26ZM30 102H34V100L32 101V100H30ZM35 102H37V101H35ZM39 103H40V101H38ZM37 102V103H38ZM38 103V105H40ZM49 103V102H48ZM76 103V102H75ZM91 103V102H90ZM205 103V102H204ZM207 103V102H206ZM216 102L214 101V104H215ZM46 104V103H45ZM44 104V105H45ZM56 104H54V105H56ZM209 104V106H213V103H208ZM207 104V105H208ZM212 104V105H211ZM217 104V103H216ZM17 105H19V104H17ZM34 105H36V103H34ZM43 105V106H44ZM59 105V104H58ZM62 106H63V104H61ZM91 104H89V106H90ZM98 105V104H97ZM144 105V104H143ZM20 106V105H19ZM61 106V107H62ZM87 106H88V104H87ZM86 106V107H87ZM94 106V105H93ZM93 106H90V107H93ZM147 106V105H146ZM32 107V108H31ZM42 107V106H41ZM41 107L39 108H36V109H39V111L41 110L42 112H45V109L43 110V108L44 107H42V109H41ZM46 107V106H45ZM75 107V106H74ZM84 107H85V105H84ZM95 107V106H94ZM93 107V108H94ZM145 107V106H144ZM20 108H24V107H21L20 106ZM146 108V107H145ZM32 109V110H33ZM35 109V110H36ZM47 109L48 110H50V109H52V112L53 113H55V114H53V113H51L50 111H48L47 112ZM47 108L46 107V112L47 113H45L44 115H43V113H42V115L43 116H40L41 115V113H39L40 115H38V114H36L35 112H33V113H35L36 115H38V117H42V118H38V119H42L44 122L46 121V124H48V125H51L52 126V129H53V127L55 128V129H57L58 130V132H60V134L62 135V137L63 138H68V139H72V142H73V139H74V141L75 140H80V142H75V144H77V143H81V142H83V141H85V142H87L88 144H91L92 145V143L94 142H96L95 140H97V143L96 144H98V143H100V142H98V140L100 139V140H102V136H101V134H99L100 133V131H102V130H100L99 128H96V124L97 125H99L98 127H100V122H97L98 120H97V118H96V116H98V115H96V113L93 111V112H85V111H79V112H73V113H70L69 112V114H62V113H64V112H59V114H58V111L56 112H54L53 111V107H51V108ZM34 111V110H33ZM40 111V112H41ZM72 112V111H71ZM142 112V111H141ZM144 112V111H143ZM143 112L141 113V115L143 114ZM153 112V111H152ZM57 113V114H56ZM61 113V114H60ZM216 112H214V115H216L217 114V116H218V119H219V117L221 118V114H219V112L218 113H216ZM220 113H222V117L224 118V117H227L226 115H224L223 113L224 112H221L220 111ZM34 114V115H35ZM146 114V113H145ZM211 114V113H210ZM220 116H219V115ZM226 114V113H225ZM257 114H259V113H257ZM256 114V115H257ZM141 115H137L136 114V117L138 116H140L139 118H141ZM212 115L213 114H211L210 116L212 117ZM228 115V114H227ZM260 115V114H259ZM179 116V115H178ZM192 116V115H191ZM241 116V115H240ZM249 116V115H248ZM250 116H252V115H250ZM37 117V116H36ZM35 117V118H36ZM230 119H231V117L230 116H228ZM12 118H13V116H12ZM175 118H179V117H174V119ZM181 118V117H180ZM180 118L178 119V120H180ZM187 118V117H186ZM186 118H184V117H182V119L184 120H182L183 122H185L186 120ZM216 118V120L219 122V123H224L225 121L227 122H225L224 124H227V125H229V129H230V126H232L233 125V130L235 129L236 131H237V129L236 128H238V125L236 126V123H232L231 124V122H230V119L228 118H226V120L225 121H223L222 119V121L223 122H221V120H218L217 119V117H215ZM262 119H258V117H257V119H256V116H255V119H254V117H246V118H243L244 119V121H242V119H241V124H246V127H247V124H248V122H250V123H254L255 125H256V129H257V131H259L260 133H257V134H263L264 135V120H263V118L264 117H261ZM4 119V118H3ZM14 119V118H13ZM138 119V118H137ZM212 119V118H211ZM213 119H214V117H213ZM134 120V119H133ZM173 120V119H172ZM215 120V121H216ZM15 121H17V122H15ZM14 122L15 123H18L19 125H18V127H20V124L21 123H23V121L21 120H15ZM18 121H20V123L18 122ZM177 121V120H176ZM182 121H180V123L182 122ZM211 121V120H210ZM8 122V121H7ZM173 122H175V121H173ZM178 122V121H177ZM212 122V121H211ZM243 122V123H242ZM15 123H14V126H15ZM39 123V122H38ZM42 123V122H41ZM40 123V124H41ZM140 123V122H139ZM178 124L177 126L179 127V126H181L182 127V125H183V123H181V124ZM188 124H189V122H187ZM187 123H186V125H185V123H184V126L186 127L185 129H187V130H180V131H178V134L179 135H177L178 137H176V138H173V140H177L178 138H180V139H182V141L184 140H187V143H185V145H184V141H183V143L180 141L179 142V144L180 143H182L183 144V146H181V144H180V148L179 149H182V147H183V149L186 147L187 148V145H188V143L190 142L191 143V141L192 142H194L195 144H197V145H202V144H208V143H210V141L211 140H213V139H215V140H217V138H219V136H223V139H225L226 138V136L228 137V136H231L232 137V139H233V137H237V139H239V138H242V139H246L245 138V136L244 137H241V136H239V135H236V134H234L233 132L232 133H230V134H227V133H224V134H215V135H213L212 134V136H210V137H208V136H205V135H202V134H205V133H201L200 131H196L195 130V128H193L192 129V127H195V126H193L194 125V121H193V125H192V121L190 122L191 123V125H192V127H191V125L189 126V128L190 129H192L191 131H189L188 130V128H187ZM215 122H212L211 123V125L212 124H214ZM26 124H28V123H26ZM43 124V123H42ZM137 124V123H136ZM235 124V125H234ZM22 125V124H21ZM103 125H104V123H103ZM17 126V125H16ZM138 126H139V124H138ZM166 127H167V125H165ZM172 126V125H171ZM213 126V125H212ZM211 126V128H213L214 126L215 127H219V125L217 126V124L215 125L214 124V126L212 127ZM236 126V127H235ZM104 128H105V126H103ZM134 127V126H133ZM135 127H137V125L135 126ZM134 127V128H135ZM175 127H176V125H175ZM177 127V128H178ZM222 127H223V125H222ZM227 128L228 129V126H224V128ZM235 127V128H234ZM253 127V126H252ZM255 127V126H254ZM9 128V127H8ZM14 128V127H13ZM17 128V127H16ZM15 128V129H16ZM129 128V127H128ZM165 128V127H164ZM171 128H173V127H171ZM180 128V127H179ZM184 127H182V129H183ZM242 128V127H241ZM248 128V127H247ZM18 129V128H17ZM103 129V128H102ZM130 129V128H129ZM137 129V128H136ZM165 129H167V128H165ZM164 129V130H165ZM176 129V128H175ZM196 129H198V128H196ZM200 129V128H199ZM202 129V128H201ZM245 129V128H244ZM100 130V131H99ZM138 130H139V128H138ZM138 130L136 131L135 130V132H137V133H135L134 132V129L130 132V134L128 135V136H134V133L135 134H138V136H137V138L139 139L140 137L139 136H141L142 134H143V128H142V130H140V132H138ZM152 130V129H151ZM154 130V129H153ZM163 130V131H164ZM203 130H206V129H203ZM240 129H238V131H239ZM56 131V130H55ZM99 131V132H98ZM125 130H123V132H124ZM157 131H159V132H161L160 131V129L159 130H154L153 132H156V133H159V132H157ZM167 132L168 131H171V130H169V129H167L166 130ZM165 131V132H166ZM206 131H208V130H206ZM243 131V130H242ZM256 131V130H255ZM57 132V131H56ZM150 132V131H149ZM175 132V131H174ZM224 132V131H223ZM102 133V132H101ZM133 133V134H132ZM141 135H140V134ZM148 133V132H147ZM207 133V132H206ZM215 133V132H214ZM222 133V132H221ZM25 134V133H24ZM95 134H98V135H100V137L98 138V136L95 138ZM128 133H126V135H127ZM150 134V133H149ZM164 134V133H163ZM162 134V135H163ZM208 134V133H207ZM241 134V133H240ZM255 134V133H254ZM29 135V134H28ZM125 135V136H126ZM145 135V134H144ZM147 135V137H148V134H146ZM159 136H158V138L159 139H161V141L160 142H162V141H166L165 140V137L164 136H162V135H160V133L158 134ZM168 135V134H167ZM171 135V134H170ZM175 135V134H174ZM189 135H191V136H193L194 137V139L193 140H191V139H187V137L189 136ZM209 135V134H208ZM94 136V141H92L91 140V138ZM105 136V135H104ZM127 136V137H128ZM131 136V137H132ZM136 136V135H135ZM150 136V135H149ZM166 136V135H165ZM224 136H225V138H224ZM29 137V136H28ZM35 137V136H34ZM130 137V138H131ZM152 137V136H151ZM104 138V137H103ZM133 138V137H132ZM136 138V137H135ZM142 138H143V136H142ZM189 138V137H188ZM191 138V137H190ZM229 138V137H228ZM227 138V139H228ZM251 138V137H250ZM127 139H129V137L127 138ZM149 139V138H148ZM147 139V140H148ZM82 140V141H81ZM91 140V141H90ZM99 140V141H100ZM119 140H121V139H119ZM123 140V139H122ZM121 140V141H122ZM145 140V139H144ZM150 140L151 139H149L148 141H149V143H150ZM168 140H170V139H168ZM172 140V139H171ZM231 139H229V141H230ZM239 140H241V139H239ZM238 140V141H239ZM250 140V139H249ZM256 140V139H255ZM258 140V139H257ZM88 141H90V142H88ZM103 141V140H102ZM105 141V140H104ZM104 141L103 142H101L100 144H102V143H104ZM133 141V140H132ZM131 141V142H132ZM135 141V140H134ZM138 141H140V139L138 140ZM138 141H135L134 142V144H136ZM146 141V140H145ZM145 141H142L143 143H145ZM222 141V140H221ZM248 141V140H247ZM264 141V140H263ZM119 142V141H118ZM130 142V143H131ZM141 142V144H142V146L141 145H139V147H142V148H139L138 147V145H136V147H137V151H135V152H137L138 153V149H142L141 151H147L148 149H150V147L151 146H156V144H154V145H150L149 143H146V144H144L143 145V143ZM147 142V141H146ZM151 142H153L152 140H151ZM156 142V141H155ZM163 142V143H164ZM169 142V141H168ZM220 142V141H219ZM228 142V141H227ZM241 142V141H240ZM243 142V141H242ZM120 144H121V142H119ZM119 143L117 144L118 146H119ZM138 143H140V142H138ZM170 143V142H169ZM174 143V142H173ZM177 143V142H176ZM189 143V144H190ZM193 143V144H194ZM212 143V142H211ZM221 143V142H220ZM239 143V142H238ZM247 143V142H246ZM72 144V143H71ZM84 143H82V145H83ZM123 144L124 143H122L121 145H120V148H122L121 146H123ZM133 144V143H132ZM133 144V145H134ZM162 144V143H161ZM179 144L175 147L173 144L171 145V144H168V145H171V149L170 148H167V143L166 144H164V145H162L163 147L164 146H166V148L167 149H170V151L172 152V153H177L178 152V154L177 155H179V152L180 151H178L179 149H175V148H177V147H179ZM187 144V145H186ZM244 144H245V142H244ZM117 145H112V148L111 147H109V148H111V149H108V151H107V153L108 154H110L111 153V151L114 153V154H112V155H118V154H115V150L117 151L119 148H118V146ZM125 145V144H124ZM133 145H130V147L133 149H131L130 147H129V149L130 150H132L133 151V153H132V157L134 156L133 154H135V152H134V148H136L135 146H133ZM26 146V145H25ZM76 146V145H75ZM85 147H84V149L86 148V144L84 145ZM94 146V145H93ZM97 146V145H96ZM208 146H209V144H208ZM43 147V146H42ZM69 147V146H68ZM68 147H66V148H68ZM95 147V146H94ZM93 147V148H94ZM134 147V148H133ZM170 147V146H169ZM175 147V148H174ZM188 147H190L189 145H188ZM215 147V146H214ZM217 147V146H216ZM30 148V147H29ZM37 148V147H36ZM40 148H41V146H40ZM82 148V147H81ZM118 148V149H117ZM126 148V147H125ZM152 148V147H151ZM154 148V147H153ZM160 148V147H159ZM165 148V149H166ZM173 148L175 149L174 150V152H173ZM192 148V147H191ZM202 148H206V146L205 147H201V146H199V149H198V147H197V149L199 150H197L196 149V151L197 152H199V154H202V153H200V152H203V150H204V152H206L205 151V149H203L202 151H201V149ZM223 148V147H222ZM39 149V148H38ZM37 149V150H38ZM42 149V148H41ZM44 149V148H43ZM46 149V148H45ZM68 149H70V148H68ZM128 149V151L130 152V150ZM164 149V148H163ZM166 149V153H164V156H163V154H161L162 152L161 151H159L160 153L158 154L159 156H157L156 157V159H153L154 160V162L157 160H159V162L160 161H162L163 159L165 160L164 161V164L166 165V163L165 162H170L171 160H173L172 158V155L170 154V152L169 153H167V151H169V150H167ZM189 148H187V150H188ZM206 149H208V148H206ZM211 149H213V148H209V150L210 151H213V150H211ZM216 149V148H215ZM238 149H240V148H238ZM40 150V149H39ZM47 150L50 152V151H52V153H53V150H51V149H48L47 148ZM47 150H46V152H47ZM72 149H70V151H71ZM83 150V149H82ZM103 150V149H102ZM109 150H110V153H109ZM119 150H121V149H119ZM126 150V149H125ZM125 150H121V152H123L124 153V151ZM162 150V149H161ZM41 151H43V150H41ZM68 152H69V150H67ZM106 151H105V153H106ZM127 151V152H128ZM141 151H140V153H141ZM149 151H151V150H149ZM153 151V150H152ZM175 151H177V152H175ZM183 151H185L186 152V150H183ZM196 151H192V152H190V150H189V152H187V154H183V153H181V154H183L182 155V157H181V159L179 160V162L181 161L182 163L183 162H185L186 160H190V162L191 161H195L197 158L194 156V154H198V153H196ZM40 152V151H39ZM39 152H38V154H39ZM46 152H44V155H45V153ZM75 152V151H74ZM82 152V151H81ZM83 152H85V151H83ZM119 152V151H118ZM126 152V154H128ZM182 152V151H181ZM36 153H37V151H36ZM35 153V154H36ZM71 153V152H70ZM136 153V154H137ZM50 154V153H49ZM129 154H131V153H129ZM142 154V153H141ZM147 154H151V152H149V153H147ZM161 154V155H160ZM175 154H173L174 156H175ZM205 154V153H204ZM31 155V154H30ZM46 155H47V153H46ZM120 155V154H119ZM118 155V156H119ZM142 155H144V154H142ZM185 155V156H184ZM94 157H95V155H93ZM96 156H97V154H96ZM100 156H101V154L99 155V158H100ZM129 155H127V157H128ZM146 156H148V155H146ZM146 156H144V158H142L141 156V160H140V162L143 160V161H145L146 159ZM163 156V158H159V157H162ZM87 157L89 158L90 156H88V154H87ZM86 157V158H87ZM103 157V156H102ZM102 157H101V159H97V160H99V162H100V160H102ZM126 157V156H125ZM140 157L138 158V157H136V158H138V159H140ZM172 157V158H171ZM85 158V157H84ZM84 158H82V159H84ZM91 159H92V156L90 157ZM118 157H116V159H117ZM129 158V157H128ZM134 158V157H133ZM136 158H134V160L136 159ZM211 158L212 157H204V160L205 159H207L208 161H210L211 160ZM104 159H105V157H104ZM104 159H103V161H104ZM130 159V158H129ZM135 160V162L137 161L138 162V167L136 168L135 166H136V164H132L131 166H128V165H130V163L129 162H127V165H126V163L124 164V162L123 163H121V164H124L123 166H125L126 165V171L123 169L122 171L124 172V174H127L126 172H127V167L128 168H130V167H132L133 165V167H135V171H136V169L138 170V169H140V167L142 166V162H141V166H140V162H139V160ZM210 159V160H209ZM37 160V159H36ZM87 161H84V160H82V161H84V162H89L90 163V160L89 159H86ZM106 160H108V156L106 157ZM118 160V159H117ZM133 160V159H132ZM147 160H148V162H150V161H152L153 162V160H151L150 159V161H149V157H147ZM174 160H176V159H174ZM178 160H176V165L174 164V163H172L173 161H171L170 163H171V165H172V167H174L175 168V171H176V168H178L179 166H181L180 164H181V162L178 164L177 163V161ZM203 160V161H204ZM26 161V160H25ZM93 161V162H92ZM92 161H91V163H93L92 165H91V167H93L94 168V166L95 167H97V168H99V164H97L98 163V161L96 162V159L95 160H93L92 159ZM157 161L155 162V163H157ZM43 162V161H42ZM96 162V163H95ZM136 162V163H137ZM153 162V164H155ZM189 162V161H188ZM200 162L202 163V160H200ZM200 162H198V163H200ZM205 162H207L206 160L204 161V163ZM25 163H31L30 161L28 162V159H27V161L25 162ZM34 163V162H33ZM80 164H81V162H79ZM89 163H87V165L89 164ZM102 163V162H101ZM100 163V164H101ZM103 163H105V162H103ZM113 163V162H112ZM134 163V162H133ZM144 163V162H143ZM161 163H163V161L161 162ZM159 164V166H158V168L160 167V165H163V164ZM192 163V162H191ZM79 164V165H80ZM84 164V166L86 167L87 165H86V163H82L81 164V167H80V169H78V170H82L83 169V167L84 166H82ZM97 166H96V165ZM145 164H147V161H146V163ZM167 164H169V163H167ZM186 164V166H187V162L185 163ZM1 165V164H0ZM26 165V164H25ZM30 165V164H29ZM33 167H34V165L33 164H31ZM78 165V166H79ZM94 165V166H93ZM99 165V166H98ZM150 165H152V163L150 164ZM170 165V164H169ZM169 165H167L168 166V168H172V167H170ZM174 165V166H173ZM184 165V164H183ZM199 165H201V164H199ZM204 165V164H203ZM77 166V167H78ZM106 166H108V165H106ZM111 166V165H110ZM148 166H149V164H148ZM155 166V165H154ZM176 166V167H175ZM178 166V167H177ZM185 166V167H186ZM41 168H42V166H40ZM84 167V169L86 170V171H88L90 168H85ZM89 167H90V165H89ZM114 167H115V165H114ZM155 167H157V166H155ZM161 167H163V166H161ZM166 167V166H165ZM182 167H184V166H182ZM181 167V168H182ZM194 167V166H193ZM195 167H198V165L196 164V166ZM204 167V166H203ZM0 168H1V166H0ZM31 168V167H30ZM97 168H95V170L97 169ZM105 168H107V167H105L104 166V164H103V169L105 170ZM109 168V167H108ZM121 168H123V167H121ZM121 168L119 167V171L121 170ZM141 168H143V167H141ZM144 168H145V166H144ZM147 168H149V167H147ZM153 167H151V169H152ZM180 168V167H179ZM2 169H4V168H1L0 170H1V172H3V170ZM33 169H35L36 170V168H33ZM40 169V168H39ZM43 169H44V167H43ZM100 169V170H99ZM99 169H97V170H99V171H97L96 170V172L97 173H104V172H102V170L103 169H101V167L99 168ZM111 169V172L113 171H116V174H114L113 175V177L115 176H122V174H123V172H119L118 171V168L116 167V169L117 170H114L115 168H113V166L110 168ZM146 169V168H145ZM154 169V168H153ZM152 169V170H153ZM38 170V169H37ZM36 170V171H37ZM73 170H74V168H73ZM78 170H77V168H76V174H77V172H78ZM84 170V171H85ZM91 170H94V169H91ZM103 170V171H104ZM109 170V169H108ZM129 170V169H128ZM142 170V169H141ZM164 170V169H163ZM172 170L174 171V169L172 168ZM171 170V171H172ZM193 170V169H192ZM191 170V171H192ZM195 170V169H194ZM200 170V169H199ZM250 170V169H249ZM4 171H5V169H4ZM7 171V170H6ZM6 171L5 172H3L4 173V175L6 174ZM9 171V170H8ZM40 171H42V169L40 170ZM40 171L37 173V172H34V173H37L38 175H39V173H40ZM44 171V170H43ZM79 171V172H80ZM129 171H131V170H129ZM138 171H140V170H138ZM145 170H143L142 172H144ZM162 171V170H161ZM196 171V170H195ZM46 172V173H45ZM48 171L45 169V171H44V173H43V175H42V177H53L54 178V176H51L50 174H48L47 173ZM64 172V171H63ZM74 172V171H73ZM78 172V173H79ZM108 172L110 173V175H112V173L110 172V171H106L105 172V176H106V173L108 174ZM118 172L119 173H121L120 175H117L118 174ZM133 173H134V171H132ZM132 172H131V175H132ZM148 172H150V170L148 171ZM152 172V171H151ZM170 172V171H169ZM189 172V171H188ZM250 172V171H249ZM253 172V171H252ZM256 172V171H255ZM2 173V174H3ZM80 173H83V172H80ZM87 173H89V172H87ZM93 173V172H92ZM97 173H96V175H97ZM115 173V172H114ZM129 173V172H128ZM135 173H137V172H135ZM8 174H9V172H8ZM48 174V175H47ZM84 174V173H83ZM95 174V172L93 173V175ZM101 174V176H103ZM147 174V173H146ZM175 174V178H178V176H177V174L176 173H174ZM253 174H255L254 172H253ZM258 174V173H257ZM10 175V174H9ZM9 175H5V176H9ZM45 175V176H44ZM87 176H88V174H86ZM109 175V174H108ZM109 175V176H110ZM137 175V174H136ZM221 174H219V176H220ZM3 176V175H2ZM4 176V177H5ZM37 176V175H36ZM41 176V175H40ZM105 176H103V180L105 179V180H107V179H114V180H117V179H115V178H112V176L111 177H108V176H106V178H104ZM124 176V175H123ZM122 176V177H123ZM138 176H140V175H138ZM137 176V177H138ZM144 176V175H143ZM148 176V175H147ZM160 176H162V175H159V174H156V175H153V177L152 176H148V177H144L145 178V180H144V178H142L143 179V182H145L143 185L145 186V188L146 189H152V188H155V186L157 185V184H155L154 183V180H158L159 178H160ZM165 176V175H164ZM216 176H218L217 174H216ZM227 176V175H226ZM238 176V175H237ZM244 176V175H243ZM247 176V175H246ZM251 176H252V174H251ZM257 176H259V175H257ZM262 176V175H261ZM38 177V176H37ZM89 177V176H88ZM92 177V176H91ZM98 177V176H97ZM125 177V176H124ZM255 177V176H254ZM253 177V178H254ZM263 177V176H262ZM41 178V177H40ZM60 178H61V180H62V178L63 177H61L60 176ZM129 178V177H128ZM133 178V176H131V178L130 179H132ZM135 178V177H134ZM165 178V177H164ZM244 178V177H243ZM246 178V177H245ZM244 178V179H245ZM249 178V177H248ZM15 179V178H14ZM45 179V178H44ZM43 179V180H44ZM55 179V178H54ZM124 179V178H123ZM163 179V178H162ZM162 179H161V181H162ZM214 179V178H213ZM216 179V182H214V180H211V182H214V186H215V184L217 183H219V182H221V184L219 183L218 185H219V189H218V191L220 190V188H221V190H224V188H225V184H223L224 183V180H223V183H222V179L220 180L219 178V180L220 181H218V179L217 178H215ZM255 179V178H254ZM111 180V181H112ZM125 180H128L126 177H125ZM124 180V181H125ZM133 180V179H132ZM135 180H136V178H135ZM138 180V179H137ZM174 180V179H173ZM248 180V179H247ZM247 180H245V181H247ZM47 181V180H46ZM50 181V180H49ZM54 181H56V182H58L57 181V179H55ZM118 181V180H117ZM120 181L123 183V180H121L120 179ZM142 181V180H141ZM140 180H139V182H141ZM171 180H169L168 182H170ZM182 181V180H181ZM218 181V182H217ZM263 181V180H262ZM45 182V181H44ZM104 182H107V181H104ZM109 182V181H108ZM119 182V181H118ZM127 182V181H126ZM128 182H131L130 180L128 181ZM135 182V181H134ZM134 182H131V184H133ZM164 182L165 181H162V182H157L158 183V185L156 186V188L158 187V186H160V184L162 183V184H164ZM168 182H165V183H168ZM173 182V181H172ZM177 182V181H176ZM184 182V181H183ZM187 182V181H186ZM186 182H184L183 183V185H186L185 183ZM242 182H244V181H242ZM47 183H48V181H47ZM52 182H50V184H51ZM59 183V182H58ZM60 183H62V182H60ZM136 183H138V182H136ZM153 183H154V185H153ZM179 183H180V181H179ZM202 183V185H203V182H201ZM207 183H208V180H207ZM226 183V182H225ZM259 183V182H258ZM263 183V182H262ZM261 183V184H262ZM69 184V183H68ZM129 184L130 183H128V186H129ZM131 184H130V186H131ZM141 184V183H140ZM191 184V183H190ZM193 184V183H192ZM196 184V183H195ZM200 184V183H199ZM198 183L196 184V185H199ZM209 184H210V181H209ZM209 184H208V186L206 185V182H205V185H203V187L205 188V186L206 187H209ZM243 184H246L247 185V182H245V183H243ZM251 184V183H250ZM256 184V183H255ZM264 184V183H263ZM48 185V184H47ZM53 185V184H52ZM54 185H56L55 183H54ZM59 186V188L58 189H61L62 187H60L61 186V184H58ZM63 185H65V184H63ZM123 185H125V183H123ZM142 185V184H141ZM183 185H181V186H183ZM189 185V184H188ZM196 185H194L195 187H196ZM218 185H216V187L218 186ZM240 185L242 186V184L240 183ZM246 185H244V186H246ZM248 185H249V183H248ZM247 185V186H248ZM57 186V185H56ZM71 186V185H70ZM120 186H122V184H120ZM190 186V185H189ZM188 186V187H189ZM214 186H212L211 185V188L213 187L214 188ZM228 186H230V185H227L226 186V188L225 189H228L227 187ZM239 187V188H241L242 189V187ZM243 186V188H245ZM250 186V185H249ZM55 187V186H54ZM140 187V186H139ZM143 187V186H142ZM187 187V189H190V188H188ZM191 187V186H190ZM192 187H193V185H192ZM191 187V188H192ZM195 187H193V189L192 190H194L195 189ZM263 187V186H262ZM52 188V187H51ZM63 188H65V189H67V187L65 186V187H63ZM133 188V187H132ZM131 188V189H132ZM137 188V187H136ZM197 188V187H196ZM211 188H207L206 189V191H207V193H205L202 189L200 190V191H203L204 192V194H205V197H207L208 195H214V194H216L218 191H217V189H211ZM55 189V188H54ZM57 189V188H56ZM65 189H64V191H65ZM186 189V188H185ZM199 189V187L197 188V190ZM63 190V189H62ZM70 190V189H69ZM136 189L134 188V190L132 189L131 191H132V193L134 192H137L138 190H139V192H140V194H142L143 193V191L144 190H142L141 191V188H139L138 190H136ZM153 190V189H152ZM192 190H188V192L189 191H191L192 192ZM196 190V189H195ZM58 191V190H57ZM187 191V190H186ZM145 192H147V190L145 191ZM188 192H186V193H188ZM193 192H196V191H193ZM192 192V193H193ZM198 192V191H197ZM247 192V191H246ZM152 193V192H151ZM186 193H184V194H186ZM191 193V194H192ZM218 193H220V192H218ZM217 193V194H218ZM245 193V192H244ZM249 193V192H248ZM247 193V195L248 196H250V194H248ZM68 194V193H67ZM69 194H71V192L69 193ZM140 194H136L137 196H138V198H139V195ZM198 194H199V192H198ZM201 194V193H200ZM217 194H216V196H217ZM135 195V196H136ZM146 195V196H145ZM151 195V194H150ZM163 195H166V194H163ZM171 195V194H170ZM170 195L168 196V195H166V197H170ZM194 195H197V193H195ZM246 197H248L247 195H246V193L244 194ZM64 196V195H63ZM142 196H144L145 198L146 197H150L149 196V194H147V193H143V195H141L140 196V198L141 199H139V200H135L134 201V199H131V201H133L132 203L135 205V203H136V205H138V203L140 204L141 203V201H142V203L140 204L141 206H145L146 204L148 205V204H152V206H153V203H151V200L154 198L155 199V197H153V196H155V195H152L151 197H150V202L148 203L147 202V200L146 201H144L143 199H145L144 197H142ZM173 197H175L174 195H172ZM171 196V197H172ZM188 196V195H187ZM192 195H190V197H191ZM197 196H199V195H197ZM203 197H204V195H202ZM201 196V197H202ZM256 196V195H255ZM71 198L69 199V201H68V199L67 198H65V199H67V201L69 202L68 204H70V206H71V203H74V204H72L73 206H74V211H75V208L76 207H78V206H80L79 208H81V209H84L83 207H81V205H79V204H82V203H80V202H77L78 200L76 199V200H74V198L72 199V196H70ZM158 197V196H157ZM159 197H163V200H164V198H165V196H162V194H161V196H160V194H159ZM189 197V196H188ZM251 197H253V196H251ZM137 198V197H136ZM135 198V199H136ZM137 198V199H138ZM143 198V199H142ZM195 198V197H194ZM200 198V197H199ZM149 199V198H148ZM153 199V200H154ZM248 199V198H247ZM0 200H2V199H0ZM72 200V201H71ZM74 200V201H73ZM141 200V201H140ZM160 200V199H159ZM165 200H169V201H171L172 203L174 202V200L176 201L174 204H178V202L177 201H179V200H177L176 199V197H175V199L173 200L172 198H171V200L170 199H166L165 198ZM214 200V199H213ZM218 200V199H217ZM222 200V199H221ZM246 200V199H245ZM143 201H144V205H143ZM155 201V203H156V200H154ZM162 201V200H161ZM203 201H205V199L203 200ZM207 201H210V202H212V200H206V202ZM214 201H216V200H214ZM213 201V202H214ZM66 202V201H65ZM138 202V203H137ZM222 202V201H221ZM1 204L3 203V202H0ZM77 203H79V204H77ZM131 202L129 203V204H132ZM158 203V202H157ZM165 203V202H164ZM218 203V202H217ZM220 203V202H219ZM128 204V205H129ZM159 204V203H158ZM162 204H163V201H162ZM166 204V203H165ZM170 204V203H169ZM214 204V203H213ZM3 205V207H4V204H2ZM136 205H135V207H136ZM139 205V206H140ZM146 205V206H147ZM160 205H161V203H160ZM211 205V204H210ZM73 206H71L72 208H73ZM138 206V207H139ZM145 206V207H146ZM151 206V207H152ZM163 206V208L164 207H166V205H162ZM173 206V205H172ZM171 206V207H172ZM3 207L0 205V223H1V225H2V223H3V225H5L6 223V221H8V218L7 219H5V211H6V209L4 208L3 209ZM129 207H130V205H129ZM134 207V208H135ZM138 207H136V208H138ZM79 208H77V212L76 213H78V214H82V212L84 211V210H81V209H79ZM167 208V207H166ZM166 208H164V209H166ZM174 208V207H173ZM173 208H169V209H173ZM179 208V207H178ZM199 208V207H198ZM139 209V208H138ZM144 209V208H143ZM146 209V208H145ZM144 209V210H145ZM162 209V208H161ZM8 210V209H7ZM10 210V209H9ZM79 210V211H78ZM150 210H152V209H150ZM82 211V212H81ZM167 211H168V208H167ZM170 211V210H169ZM169 211L166 213V216H168V213H169ZM173 211H175V210H173ZM130 212H132V211H130ZM134 212V211H133ZM132 212V213H133ZM138 212V211H137ZM159 212H161L160 210H159ZM166 212V211H165ZM176 212H178L177 211V207H176ZM195 211L193 210V213L191 212V214L193 215V214H196V213H194ZM197 212V211H196ZM6 213H7V211H6ZM147 213V212H146ZM148 213H149V209H148ZM163 213V212H162ZM161 213V214H162ZM134 214H136V213H134ZM138 214V213H137ZM161 214H156V215H154V213H153V217L154 216H158V215H161ZM169 214H171V212L169 213ZM141 215V214H140ZM164 215H165V213H164ZM177 215V214H176ZM191 215V216H192ZM199 215L200 214H198V215H196V216H198V218H199ZM6 216H7V214H6ZM146 216V215H145ZM148 216H150V214L148 215ZM171 217H172V214L170 215ZM175 216V215H174ZM191 216H190V218H191ZM195 215H193L192 216V218L194 217ZM201 216V215H200ZM131 217H133V216H131ZM130 217V218H131ZM152 216H151V218H153ZM130 218H129V221H130ZM135 218V221H137L136 220V217H134ZM133 218V219H134ZM147 218V217H146ZM161 217H159V219H160ZM170 218V217H169ZM174 218H176V216L174 217ZM174 218H171V219H173V221H174ZM179 218V217H178ZM194 218H196V217H194ZM194 218L191 220V219H188V218H186V219H188V221L190 222L189 224H191L192 223V221H194L195 222V220H194ZM127 219V218H126ZM138 219H140V218H138ZM163 219V218H162ZM164 219H166V218H164ZM163 219V220H164ZM186 219H184V221H186ZM200 219V218H199ZM6 220V221H5ZM146 220V219H145ZM145 220H143L142 222L144 223L145 222ZM148 220V219H147ZM154 220V219H153ZM156 220H157V218H156ZM155 220V221H156ZM134 221V220H133ZM150 221V220H149ZM169 221H170V219H169ZM131 222V221H130ZM142 222H140L139 221V223H142ZM158 224L160 225V223H161V221L160 220H158ZM163 222V221H162ZM166 222H167V220H166ZM181 222V221H180ZM183 222V221H182ZM187 222V221H186ZM5 223V224H4ZM99 223H101V224H103L102 223V221H100ZM133 223V222H132ZM146 223V222H145ZM175 223H177V222H175ZM174 223V224H175ZM179 223V222H178ZM184 224H185V222H183ZM149 224V222L148 223H146V226H147V228H148V225ZM156 224V223H155ZM166 224V223H165ZM167 224H169V223H167ZM166 224V225H167ZM182 224V223H181ZM187 224L188 223H186V225L185 226H187ZM188 224V225H189ZM192 224H194V223H192ZM191 224V225H192ZM0 225V226H1ZM98 225H100V224H98ZM128 225H129V223H128ZM144 225V224H143ZM157 225V224H156ZM171 225V224H170ZM179 225V224H178ZM183 225V224H182ZM196 225V224H195ZM220 225V224H219ZM218 225V226H219ZM146 226H144V228H146ZM151 226V225H150ZM162 226H164V225H162ZM184 226V227H185ZM218 226H216L215 225V227L217 228V230H218ZM4 227V226H3ZM126 227H127V225H126ZM129 227H131V225L129 226ZM128 227V228H129ZM141 227V226H140ZM160 227V226H159ZM183 227V226H182ZM212 227H214V226H212ZM214 227V228H215ZM222 227L223 226H221V228H220V230L222 229ZM1 228V227H0ZM136 228V227H135ZM161 228V227H160ZM190 228V227H189ZM195 228H197V227H195ZM1 229H3V228H1ZM121 229V228H120ZM130 229V228H129ZM137 229V228H136ZM139 229V228H138ZM156 229V228H155ZM165 229V228H164ZM187 229H188V227H187ZM186 229V230H187ZM192 229V228H191ZM211 229V228H210ZM213 229V228H212ZM242 229H244V226L242 227ZM18 230V229H17ZM132 230H135V229H131V231ZM142 230H144V229H142ZM142 230H140V231H142ZM161 230V229H160ZM184 230V229H183ZM197 230V232L198 233H200L201 231H198V228L196 229ZM214 230V229H213ZM212 230V231H213ZM161 231H163V230H161ZM173 231V230H172ZM182 231V230H181ZM208 231H210V230H208ZM207 231V232H208ZM262 231V230H261ZM129 231L127 230V233H128ZM136 232H138V231H136ZM135 232V233H136ZM145 233H143V234H152L153 233V231L152 232H148V230L146 231H144ZM164 232V231H163ZM169 232H170V230H169ZM174 232V231H173ZM172 232V233H173ZM186 232V231H185ZM215 232L217 233V231L215 230ZM255 232H257V231H255ZM260 232V231H259ZM263 232V231H262ZM142 233H139L140 235L142 234ZM155 233H157V232H155ZM171 233V232H170ZM169 234V233H166V234H169V235H171V236H164V238H163V236H162V239H159V236H158V239L156 238V240H153V239H151V240H144L143 242H141V240H140V242H138V244L136 243V241H135V243L137 244H131L130 245V247H128L129 249L130 248H133V247H135L134 249H135V252L133 251V253H134V255H135V253H138L139 255H141V257H147V258H149V260H150V262H147L148 264H154V261H157L155 258H156V256H161L162 258H163V260L161 261V259H160V263L162 262V264H246L247 263V261L246 260H248V258L246 259V257H245V259L242 257V259H241V257H230V260L228 261V254H229V252H232V251H234V248H233V250H231L229 247H228V250L227 251H224V249H222V246H223V248L226 246V244H227V242H229V241H231V240H229V238H228V240L226 239H219L218 240V237L220 238V236H218V237H215V235L213 234V233H210L211 235L213 234L214 235V237L213 236H208L207 235V233L205 232H203V235L204 236H202V234L200 235H194V234H191V233H187V234H180V232H178V235H176V234H174L175 236H172L173 234ZM175 233V232H174ZM177 233V232H176ZM196 233V232H195ZM258 233V232H257ZM6 233H4V230H0V264H52V256H54L55 254H59L60 255V257H67L66 256V253L65 252H63L64 251V249H63V247L60 245V244H62V243H57V242H60V241H54L52 238H51V242H49V243H51L50 245H51V247L49 246V249L51 248V250L53 251V252H51L52 254H48V255H44V254H46V253H42V251H40L41 249H37V248H34L33 246H30L27 242H26V240H23V239H21V238H23V236H22V232L20 231L19 233H17V235L19 234V237H17V238H14L12 235H8V234H6ZM131 234V233H130ZM129 234V235H130ZM132 234H134V233H132ZM138 234V233H137ZM138 234V235H139ZM154 234V233H153ZM152 234V235H153ZM160 234V233H159ZM161 234H163V235H166L165 233H161ZM209 234V235H210ZM222 234V233H221ZM259 234V233H258ZM258 234H255L254 236H257ZM51 235V234H50ZM53 235V234H52ZM51 235V236H52ZM129 235H128V237H129ZM220 235V234H219ZM11 236H12V238H11ZM50 236V237H51ZM126 236V235H125ZM135 236H137V235H135ZM134 236V237H135ZM148 236V235H147ZM222 236V235H221ZM10 237V238H9ZM53 237V236H52ZM127 237V236H126ZM131 238H134V237H132V235L130 236ZM152 237V236H151ZM153 237H155V235L153 236ZM18 238H19V240H18ZM139 238H141V237H139ZM147 238V237H146ZM146 238H144V239H146ZM160 238H161V236H160ZM223 238H225V237H223ZM17 239V240H16ZM25 239V238H24ZM136 239V238H135ZM115 240H117V238H115ZM114 240V241H115ZM125 240L126 239H124V241H116L117 243H119V242H124V243H126L125 242ZM128 240V239H127ZM130 240V239H129ZM137 240V239H136ZM142 240H143V237H142ZM223 240H225V241H223ZM18 241V242H17ZM22 242V245H19L18 243L19 242ZM29 242V241H28ZM223 242L225 243V245L223 244ZM232 242V241H231ZM110 243V242H109ZM113 243V242H112ZM233 243V242H232ZM111 244V243H110ZM130 244V243H129ZM128 244V245H129ZM235 245H237V243L235 242L234 243ZM233 244V245H234ZM127 245V244H126ZM127 245V246H128ZM228 246H229V244H227ZM235 245H234V247H235ZM60 246H61V248L63 249L62 251L61 250H59L60 249ZM110 246V245H109ZM132 246V247H131ZM232 246V245H231ZM256 246V245H255ZM121 247H122V245H121ZM238 247V246H237ZM237 247H236V249L235 250H239V249H237ZM246 247V246H245ZM122 248H124V247H122ZM126 248V247H125ZM226 248V247H225ZM109 249V248H108ZM128 249V250H129ZM241 249V248H240ZM247 249V248H246ZM246 249H244V251H246ZM250 249V248H249ZM248 249V250H249ZM133 250V249H132ZM251 250H255V248L253 247V249H251ZM126 251V250H125ZM229 251V252H228ZM242 251V250H241ZM49 252V251H48ZM114 252V251H113ZM119 252V251H118ZM122 252H123V249H122ZM127 252V254H126V257L128 256V251H126ZM130 252H132V251H130ZM115 253V252H114ZM243 253V252H242ZM246 253H247V251H246ZM245 253V254H246ZM250 253V251L248 252V254ZM132 254V253H131ZM248 254H246V255H248ZM139 255H136V256H139ZM250 255V254H249ZM135 256V257H136ZM129 257V256H128ZM132 257V258H131ZM140 257V256H139ZM69 258V257H68ZM65 259V258H64ZM130 259H135L134 258V256H131L130 255ZM146 259V258H145ZM144 259V260H145ZM71 260V259H70ZM147 260V259H146ZM148 260V261H149ZM133 261V260H132ZM145 262V261H144ZM142 264H143V262H141ZM146 262H145V264H147ZM70 264V263H69ZM156 264V263H155ZM158 264V263H157Z\"/></svg>","mask_w":264,"mask_h":264}]
</instances>
